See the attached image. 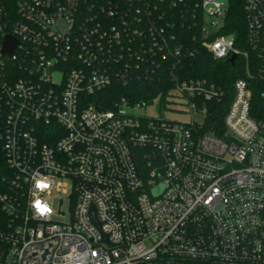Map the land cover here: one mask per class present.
I'll use <instances>...</instances> for the list:
<instances>
[{
  "label": "built area",
  "instance_id": "2783aa9c",
  "mask_svg": "<svg viewBox=\"0 0 264 264\" xmlns=\"http://www.w3.org/2000/svg\"><path fill=\"white\" fill-rule=\"evenodd\" d=\"M228 12V0L0 7V264H264V0H243L247 48L224 33ZM175 26L242 63L220 134L206 120L226 94L207 80L172 72L164 102L99 96L193 56ZM176 106L188 121L146 111Z\"/></svg>",
  "mask_w": 264,
  "mask_h": 264
},
{
  "label": "trees",
  "instance_id": "16d2710c",
  "mask_svg": "<svg viewBox=\"0 0 264 264\" xmlns=\"http://www.w3.org/2000/svg\"><path fill=\"white\" fill-rule=\"evenodd\" d=\"M20 0H0V7H3L8 13L14 14L18 2ZM174 0H166L167 8ZM229 12L224 33L236 34L241 41V46L247 48L244 44L245 38V18L243 12V0H228ZM201 13L198 10L197 22H200ZM191 15L185 20L190 21ZM170 19L178 21L174 11L170 13ZM175 25H178L174 22ZM174 34L176 39H180L185 47L195 50L193 56L185 58L176 69H170L171 61H168L164 67L160 68L159 78L155 76L153 80H136L128 86L115 83L109 89L100 93L99 96L105 97L108 102L114 101L116 98L127 96L134 97L138 100L149 101L157 96L161 97L164 102L168 96L169 90L173 87L171 73H176L180 80L202 79L220 87L225 92V97L220 102L209 103L208 116L206 120V130H211V127L217 125V134L223 131L224 115L226 114L229 103L233 95L234 82L244 77L242 73V63L237 61L235 65L227 61L216 60L203 47L199 34V27L190 29L186 26H175ZM107 107L110 104L106 105Z\"/></svg>",
  "mask_w": 264,
  "mask_h": 264
},
{
  "label": "rangeland",
  "instance_id": "374dc122",
  "mask_svg": "<svg viewBox=\"0 0 264 264\" xmlns=\"http://www.w3.org/2000/svg\"><path fill=\"white\" fill-rule=\"evenodd\" d=\"M175 108L180 109L179 111L175 110ZM182 109H184L183 106H176L173 108V110H169V111H162L160 114L157 112V110L155 108H148L146 111L149 115L152 116H158L161 115L163 117H165L166 119H170V120H176V121H180V122H186L189 120V117L186 116L184 113H182ZM67 208V203L66 200L63 201L62 203V209L66 210ZM53 209L57 210V202H54L53 204ZM67 216L63 217H55L56 221H63V219H65ZM66 220V219H65Z\"/></svg>",
  "mask_w": 264,
  "mask_h": 264
},
{
  "label": "water",
  "instance_id": "95a60500",
  "mask_svg": "<svg viewBox=\"0 0 264 264\" xmlns=\"http://www.w3.org/2000/svg\"><path fill=\"white\" fill-rule=\"evenodd\" d=\"M17 42L10 36H6L5 40H4V45H3V50H2V54L3 55H7L10 56L14 50V48L16 47ZM236 55H233L230 60L229 63L233 65L235 59H236ZM215 128V127H214ZM94 207H92L93 209ZM91 221L92 223H94L96 225V227L98 228V230H100V223L98 222L97 218L94 216L91 217ZM104 239H107V236L104 235Z\"/></svg>",
  "mask_w": 264,
  "mask_h": 264
},
{
  "label": "clouds",
  "instance_id": "9594fccd",
  "mask_svg": "<svg viewBox=\"0 0 264 264\" xmlns=\"http://www.w3.org/2000/svg\"><path fill=\"white\" fill-rule=\"evenodd\" d=\"M36 207L39 208V210H40L41 212L45 211V208H44L43 206H41V205L39 204V202H37Z\"/></svg>",
  "mask_w": 264,
  "mask_h": 264
}]
</instances>
